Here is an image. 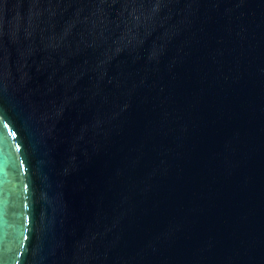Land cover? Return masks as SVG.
Instances as JSON below:
<instances>
[{
    "label": "water",
    "instance_id": "obj_1",
    "mask_svg": "<svg viewBox=\"0 0 264 264\" xmlns=\"http://www.w3.org/2000/svg\"><path fill=\"white\" fill-rule=\"evenodd\" d=\"M0 264H264V0H0Z\"/></svg>",
    "mask_w": 264,
    "mask_h": 264
}]
</instances>
